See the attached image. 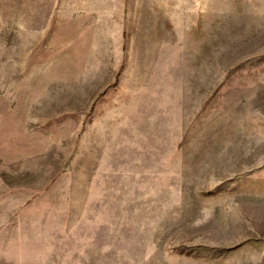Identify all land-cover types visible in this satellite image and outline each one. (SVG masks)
<instances>
[{
    "label": "rangeland",
    "instance_id": "obj_1",
    "mask_svg": "<svg viewBox=\"0 0 264 264\" xmlns=\"http://www.w3.org/2000/svg\"><path fill=\"white\" fill-rule=\"evenodd\" d=\"M0 264H264V0H0Z\"/></svg>",
    "mask_w": 264,
    "mask_h": 264
}]
</instances>
